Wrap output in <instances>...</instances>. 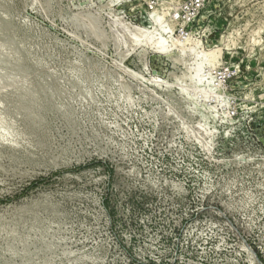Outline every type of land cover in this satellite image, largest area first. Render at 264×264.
<instances>
[{
  "label": "rangeland",
  "instance_id": "rangeland-1",
  "mask_svg": "<svg viewBox=\"0 0 264 264\" xmlns=\"http://www.w3.org/2000/svg\"><path fill=\"white\" fill-rule=\"evenodd\" d=\"M186 1L0 0V264H181L172 192L247 243L202 263L264 264V0H208L181 41Z\"/></svg>",
  "mask_w": 264,
  "mask_h": 264
},
{
  "label": "built area",
  "instance_id": "built-area-1",
  "mask_svg": "<svg viewBox=\"0 0 264 264\" xmlns=\"http://www.w3.org/2000/svg\"><path fill=\"white\" fill-rule=\"evenodd\" d=\"M208 0H187L180 10L173 14L174 21L178 24L175 33L181 41H187L189 36V25L193 23L199 15L200 10L204 7ZM148 8L154 10L156 5L154 0H146ZM230 76V67L226 66L218 69L215 79V88L220 89L224 79ZM221 109V115L226 118H234L237 115V110L229 101L223 100L218 104ZM180 161V166L183 165V160ZM170 181L189 180L183 173L182 168L178 171L170 173L167 176ZM188 187V183H184ZM193 193V192H192ZM192 193H185L183 203L174 202L172 197L175 194L164 195L166 198V210L171 214V218L167 223L170 227V240L179 246L177 253L181 264H204L202 261L210 257H230L236 256L234 251L230 249L228 244L232 242L233 237L240 239L244 248L247 246L246 241L232 227L231 221L225 216L220 208L215 205H193ZM215 192H200L201 200H204L206 195H214ZM190 197V198H189ZM159 199V198H157ZM138 201V200H137ZM151 202L142 204L139 203L143 210L154 212ZM163 209V208H162ZM157 210L158 213L162 210ZM239 238V239H238ZM242 258V255H238Z\"/></svg>",
  "mask_w": 264,
  "mask_h": 264
},
{
  "label": "bare ground",
  "instance_id": "bare-ground-1",
  "mask_svg": "<svg viewBox=\"0 0 264 264\" xmlns=\"http://www.w3.org/2000/svg\"><path fill=\"white\" fill-rule=\"evenodd\" d=\"M87 22V21H86ZM138 30H136V32H137ZM127 33V32H126ZM117 35H116V38H117V41H118V44L119 43H122V42H125L127 45L128 44H132V43H136L137 41H139L138 39H140L139 37H141V35H139V33L138 34H135V35H132V36H130V35H128L127 37L126 36H124L125 35V33H121V34H118V33H116ZM115 37V36H114ZM114 40V39H113ZM116 46V45H115ZM117 51H118V49H117ZM121 55H122V53H121ZM175 61H176V59H174ZM1 66V65H0ZM3 67V66H2ZM1 69V68H0ZM2 70V69H1ZM13 70V69H12ZM20 70V69H19ZM196 71H197V69H196ZM12 72V71H11ZM9 73H10V71H9ZM20 73V72H19ZM18 73V74H19ZM17 74V75H18ZM21 74V73H20ZM16 75V74H15ZM194 76V75H193ZM196 76V75H195ZM16 77V76H15ZM13 80V79H12ZM14 80H15V78H14ZM13 80V81H14ZM17 80V79H16ZM18 80H20V78L18 79ZM12 82V81H11ZM17 82H20V81H17ZM14 84L13 85H15V81L13 82ZM12 84V83H11ZM18 84V83H17ZM8 85V84H7ZM12 86V85H11ZM10 87V86H9ZM6 88V87H5ZM1 89H2V87H1ZM9 89V88H8ZM11 89V88H10ZM13 89V88H12ZM6 90V89H5ZM2 91V90H1ZM7 91V90H6ZM5 91V92H6ZM3 95H4V93H3ZM6 95V94H5ZM4 95V96H5ZM1 97H2V95H1Z\"/></svg>",
  "mask_w": 264,
  "mask_h": 264
}]
</instances>
